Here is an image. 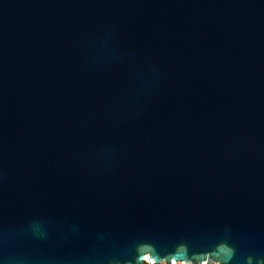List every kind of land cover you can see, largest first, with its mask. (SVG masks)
<instances>
[{
  "label": "water",
  "instance_id": "1",
  "mask_svg": "<svg viewBox=\"0 0 264 264\" xmlns=\"http://www.w3.org/2000/svg\"><path fill=\"white\" fill-rule=\"evenodd\" d=\"M264 264V0H0V264Z\"/></svg>",
  "mask_w": 264,
  "mask_h": 264
},
{
  "label": "built area",
  "instance_id": "2",
  "mask_svg": "<svg viewBox=\"0 0 264 264\" xmlns=\"http://www.w3.org/2000/svg\"><path fill=\"white\" fill-rule=\"evenodd\" d=\"M143 259H144V263L143 264H161V262H154V261L150 260L148 255H145L143 257ZM172 264H187V263H185L184 261H175V260H173ZM198 264H206V261H202V262H200ZM210 264H216V263H210Z\"/></svg>",
  "mask_w": 264,
  "mask_h": 264
}]
</instances>
